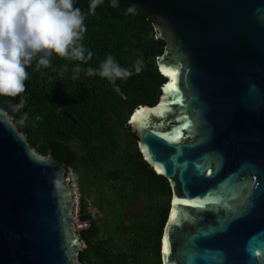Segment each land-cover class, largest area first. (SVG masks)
<instances>
[{
  "label": "water",
  "instance_id": "obj_1",
  "mask_svg": "<svg viewBox=\"0 0 264 264\" xmlns=\"http://www.w3.org/2000/svg\"><path fill=\"white\" fill-rule=\"evenodd\" d=\"M130 1L175 73L128 120L171 184L162 264H264V0ZM67 172L0 106V264H84Z\"/></svg>",
  "mask_w": 264,
  "mask_h": 264
},
{
  "label": "trees",
  "instance_id": "obj_2",
  "mask_svg": "<svg viewBox=\"0 0 264 264\" xmlns=\"http://www.w3.org/2000/svg\"><path fill=\"white\" fill-rule=\"evenodd\" d=\"M111 3L103 0L91 13L90 0H75V6L85 13L87 31L82 43L93 53L87 63L53 54L52 66L37 70L34 60L27 68L25 92L0 96V106L35 149L65 162L67 177L71 171L76 175L101 173L112 182L115 197L111 201L119 222L105 238L86 194L81 193L79 218L90 222L79 230L85 243L81 261L142 264L161 258L172 189L169 180L144 159L128 120L136 107L154 105L160 98L167 78L159 70L157 57L166 42L156 38L146 10L130 0H117L118 7ZM109 54L133 72L127 79L116 80L119 91L107 78L87 75L89 67L98 69ZM138 60L142 68L136 73ZM64 65L68 71L61 75ZM77 65L82 71L72 79ZM119 241L123 242L120 250L115 248Z\"/></svg>",
  "mask_w": 264,
  "mask_h": 264
},
{
  "label": "clouds",
  "instance_id": "obj_3",
  "mask_svg": "<svg viewBox=\"0 0 264 264\" xmlns=\"http://www.w3.org/2000/svg\"><path fill=\"white\" fill-rule=\"evenodd\" d=\"M101 3L103 0H90L89 11L94 13ZM111 6L118 7L117 0H112ZM86 31L85 13L75 6V0H0V96L16 97L25 92L27 68L34 60L37 70L51 67L53 54L87 63L93 53L82 43ZM141 68L142 62L136 61L135 72ZM67 71L64 65L60 74ZM81 71L77 65L72 79ZM96 74L116 86L117 79H127L133 72L109 54L98 69H87V75Z\"/></svg>",
  "mask_w": 264,
  "mask_h": 264
},
{
  "label": "rangeland",
  "instance_id": "obj_4",
  "mask_svg": "<svg viewBox=\"0 0 264 264\" xmlns=\"http://www.w3.org/2000/svg\"><path fill=\"white\" fill-rule=\"evenodd\" d=\"M68 182L73 186L75 192L77 214L80 216V197L81 193L86 194L89 209L92 215L101 224V236L105 238L115 232V226L119 222L116 209L111 200L115 197L112 193V182L103 174L94 175L86 173L76 175L71 171L68 175ZM80 188V189H79ZM78 229L85 228V223L80 220ZM116 249L123 248V242H115ZM162 264L161 258H155L152 262H143L142 264Z\"/></svg>",
  "mask_w": 264,
  "mask_h": 264
},
{
  "label": "snow or ice",
  "instance_id": "obj_5",
  "mask_svg": "<svg viewBox=\"0 0 264 264\" xmlns=\"http://www.w3.org/2000/svg\"><path fill=\"white\" fill-rule=\"evenodd\" d=\"M160 71H161L164 75H166V76H172V77H175V73H173V72H172L170 69H168V68H165V67L161 66ZM173 87H174V81H173L172 84L166 86L165 89H164V91L167 92V91H169V90H170L171 88H173ZM140 111H143V109H141ZM133 120H135V117H133ZM164 251H167V248H166V247H165Z\"/></svg>",
  "mask_w": 264,
  "mask_h": 264
},
{
  "label": "built area",
  "instance_id": "obj_6",
  "mask_svg": "<svg viewBox=\"0 0 264 264\" xmlns=\"http://www.w3.org/2000/svg\"><path fill=\"white\" fill-rule=\"evenodd\" d=\"M76 199V198H75ZM75 219H76V223H77V226H78V224L80 223V218H79V216H78V214H77V209L75 208ZM84 223H85V228H87L89 225H90V222L89 221H84ZM79 227V226H78ZM83 229V228H82ZM83 245L85 246V243H84V241H83Z\"/></svg>",
  "mask_w": 264,
  "mask_h": 264
}]
</instances>
